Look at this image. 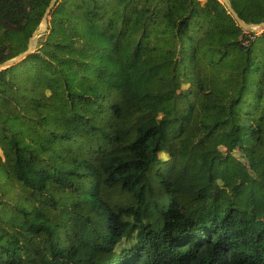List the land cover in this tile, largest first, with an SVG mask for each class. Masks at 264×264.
Instances as JSON below:
<instances>
[{"label": "trees", "instance_id": "16d2710c", "mask_svg": "<svg viewBox=\"0 0 264 264\" xmlns=\"http://www.w3.org/2000/svg\"><path fill=\"white\" fill-rule=\"evenodd\" d=\"M50 1L0 0V63ZM36 45L0 70V264H264V29L219 0H58Z\"/></svg>", "mask_w": 264, "mask_h": 264}, {"label": "water", "instance_id": "95a60500", "mask_svg": "<svg viewBox=\"0 0 264 264\" xmlns=\"http://www.w3.org/2000/svg\"><path fill=\"white\" fill-rule=\"evenodd\" d=\"M58 0H51L49 5L46 7V9L44 10L43 16H42V29H40L41 27L39 26L31 35V37L28 39V44H27V48L24 52L18 54L17 56L13 57L12 59H9L7 61H4L2 63H0V70L22 60L23 58H25L27 55H29L30 53H32L33 51V47H34V38L41 34L42 31H45L47 25H48V18H49V14L52 11V9L54 8L55 4L57 3ZM219 2H221L225 8L227 9V12L233 17V19L236 21L237 25H239V27L242 30L245 31H251L253 32L254 30L261 28L262 30L264 29V21L260 22L258 24H253V23H245L242 19L239 18L238 14L235 12V10L231 7L230 3L228 2V0H219ZM254 26H256L257 28H255ZM261 30V31H262Z\"/></svg>", "mask_w": 264, "mask_h": 264}, {"label": "rangeland", "instance_id": "374dc122", "mask_svg": "<svg viewBox=\"0 0 264 264\" xmlns=\"http://www.w3.org/2000/svg\"><path fill=\"white\" fill-rule=\"evenodd\" d=\"M202 2L204 1V0H201ZM40 29H42V23L40 24ZM255 28H257L256 26H254ZM47 30V27H46V29H45V31ZM261 28H258V29H256V30H254L253 32H255V33H259V32H261ZM44 31H42L41 32V34L43 33ZM41 34H39V35H37L35 38H34V47H33V51L32 52H34L37 48H38V46L36 45V41L38 40V38L41 36ZM179 81H180V84H179V88L177 89V91L176 92H178V93H184L185 92V89H186V87L189 85L182 77H180L179 78ZM163 157H164V159H166L167 158V156H165V155H163V154H161Z\"/></svg>", "mask_w": 264, "mask_h": 264}]
</instances>
